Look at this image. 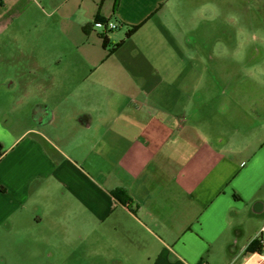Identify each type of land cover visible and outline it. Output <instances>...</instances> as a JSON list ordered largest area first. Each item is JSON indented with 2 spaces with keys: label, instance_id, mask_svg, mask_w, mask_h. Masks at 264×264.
<instances>
[{
  "label": "crops",
  "instance_id": "obj_1",
  "mask_svg": "<svg viewBox=\"0 0 264 264\" xmlns=\"http://www.w3.org/2000/svg\"><path fill=\"white\" fill-rule=\"evenodd\" d=\"M169 2L0 0V264H264V83L202 84Z\"/></svg>",
  "mask_w": 264,
  "mask_h": 264
},
{
  "label": "rangeland",
  "instance_id": "obj_2",
  "mask_svg": "<svg viewBox=\"0 0 264 264\" xmlns=\"http://www.w3.org/2000/svg\"><path fill=\"white\" fill-rule=\"evenodd\" d=\"M169 3V32L178 40L180 51L193 57L186 58V62H193L203 72L202 84L210 79L220 86L229 82L250 86L264 83V0H170ZM1 41L0 52L14 55L19 43L7 35ZM0 72L3 80L4 71ZM242 95L264 106V91L243 90Z\"/></svg>",
  "mask_w": 264,
  "mask_h": 264
},
{
  "label": "built area",
  "instance_id": "obj_3",
  "mask_svg": "<svg viewBox=\"0 0 264 264\" xmlns=\"http://www.w3.org/2000/svg\"><path fill=\"white\" fill-rule=\"evenodd\" d=\"M94 25L97 28H101V29H103L105 31L115 29L118 26L116 24V22H114L112 20H104V21L103 20H98V21H96L94 23ZM258 237H260L262 245L264 246V226L262 227L261 231L259 232Z\"/></svg>",
  "mask_w": 264,
  "mask_h": 264
},
{
  "label": "trees",
  "instance_id": "obj_4",
  "mask_svg": "<svg viewBox=\"0 0 264 264\" xmlns=\"http://www.w3.org/2000/svg\"><path fill=\"white\" fill-rule=\"evenodd\" d=\"M99 20V19H97ZM141 26V24H136V25H131L130 28L127 30L126 32V36H130L132 35L139 27ZM104 45L107 46L108 45V38L107 36H104ZM120 45V43H117L115 44L114 47H112L110 49V51H113L116 47H118ZM114 194L118 197V198H121V196L119 195V192L118 191H115ZM256 241V240H255ZM256 243L257 242H254L252 241L250 246H249V250H254L256 249Z\"/></svg>",
  "mask_w": 264,
  "mask_h": 264
}]
</instances>
